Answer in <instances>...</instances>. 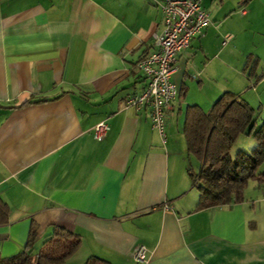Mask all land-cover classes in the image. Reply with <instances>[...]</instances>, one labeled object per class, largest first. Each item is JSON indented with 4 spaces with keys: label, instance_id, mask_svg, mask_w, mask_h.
<instances>
[{
    "label": "crops",
    "instance_id": "1",
    "mask_svg": "<svg viewBox=\"0 0 264 264\" xmlns=\"http://www.w3.org/2000/svg\"><path fill=\"white\" fill-rule=\"evenodd\" d=\"M155 2L0 1V201L8 208L0 257L23 249L32 226L33 254L54 227L78 236L79 248L63 264H135L130 252L140 245L144 264H264V162L245 182L241 202L195 211L181 131L186 106L207 113L224 92L250 107L264 104V67L256 88L238 69L252 54L232 59L235 74L224 89L206 87L225 62L211 66L208 55L220 22L237 12L252 24L264 16V0L200 1L211 23L176 57L178 94L164 141L147 112L124 106L144 89L136 64L163 27ZM196 66L203 98L191 103ZM99 122L107 131L97 141Z\"/></svg>",
    "mask_w": 264,
    "mask_h": 264
},
{
    "label": "trees",
    "instance_id": "2",
    "mask_svg": "<svg viewBox=\"0 0 264 264\" xmlns=\"http://www.w3.org/2000/svg\"><path fill=\"white\" fill-rule=\"evenodd\" d=\"M248 1L240 0L239 6ZM258 62L257 57L247 56L241 67L246 79L257 82L262 78L257 73ZM184 111L181 131L186 156L199 164L196 171L191 166L186 169L191 186L198 191L195 211L241 202L245 182L264 162V104L253 109L240 96L224 92L207 113L197 106H186ZM262 112L256 127V118ZM242 134L253 138L255 148L248 153L229 155L233 142ZM7 211L0 201V225L6 224ZM52 231L33 254L36 232L30 226L23 249L10 257H0V264H63L79 248V238L61 228L54 227ZM87 264L107 263L91 259Z\"/></svg>",
    "mask_w": 264,
    "mask_h": 264
},
{
    "label": "built area",
    "instance_id": "3",
    "mask_svg": "<svg viewBox=\"0 0 264 264\" xmlns=\"http://www.w3.org/2000/svg\"><path fill=\"white\" fill-rule=\"evenodd\" d=\"M201 0H156L161 12L163 27L154 36L153 50L140 58L136 69L144 76V89L125 99V107L147 112L150 125L165 140V117L174 104L177 88L171 82L176 57L188 49L189 41L201 36L203 28L210 25L207 12L200 6ZM107 131L103 122L94 126L92 137L100 141ZM135 264H144L146 251L136 246L130 252Z\"/></svg>",
    "mask_w": 264,
    "mask_h": 264
},
{
    "label": "rangeland",
    "instance_id": "4",
    "mask_svg": "<svg viewBox=\"0 0 264 264\" xmlns=\"http://www.w3.org/2000/svg\"><path fill=\"white\" fill-rule=\"evenodd\" d=\"M200 5H201V2H200ZM233 16L235 17H230V18L228 17L225 21L223 20L222 23L220 22L219 30L220 32H222L220 40L217 39L216 42L209 43L210 51H208V55L214 56L215 58L211 66L218 64L219 60L225 59V62L219 63L218 67H216L215 69L216 71L215 75L214 77H212L214 81L212 83L213 86L209 85L206 82L207 84L206 87L210 91L211 90L220 91V89H224L227 86V82H229V80L231 81V77L234 76L235 74L234 70H231V67H230V65L234 64V61L232 59H239V58H243V55L245 56L247 54H252L254 57H257L259 61L257 63V68H256L258 74H260L262 70L261 68L264 67V16L257 17V20H254L252 24L244 22L243 19L241 20L238 19L237 12L233 13ZM209 20L211 21V18ZM216 22H213V24L215 25ZM229 30L236 33L235 41H233L235 36L231 34ZM221 42H225L224 43L225 46L220 45ZM243 62L244 60L238 63V69H240V65L242 66ZM227 64L229 65L227 66ZM197 69H198L197 66L192 68L191 72L194 74L195 78H193V80L188 84L189 90L187 93H188L189 101L191 103H193L194 101H198V100L201 101V99L203 98L201 97L200 93H197L198 89L195 85L197 82V79H199L200 77V74L199 75L197 74L198 73ZM261 80H263L262 82H264V78ZM248 81L250 84L251 83L253 85L255 84V82L252 80H248ZM257 85H259L258 81L254 85V88H256ZM251 88L244 89V93L247 95L255 96L254 93H251V90H252ZM177 91H178V88H177ZM184 103H185L184 101L181 102V105H180L181 108L184 107ZM252 105H254V106H251L252 108L256 107V104H252ZM262 116H263V112L258 115V118H256V121H257L256 124L260 123L259 119ZM252 139L253 138L251 136H248L247 134L240 135L233 142L229 155L232 156L234 155V153L236 154L239 151H242L244 153H248L252 151L255 148L254 141ZM252 142H253L254 147L252 146L249 147L250 146L249 144H251ZM189 163L191 164L193 171H196L195 170L196 164L199 167V164L191 157L188 158V162L186 163V165H188Z\"/></svg>",
    "mask_w": 264,
    "mask_h": 264
}]
</instances>
